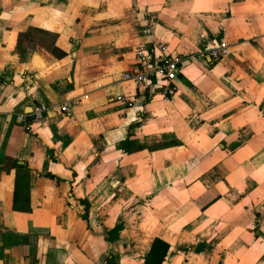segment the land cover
I'll return each mask as SVG.
<instances>
[{
  "label": "crops",
  "instance_id": "0c3cea01",
  "mask_svg": "<svg viewBox=\"0 0 264 264\" xmlns=\"http://www.w3.org/2000/svg\"><path fill=\"white\" fill-rule=\"evenodd\" d=\"M159 44L168 99L123 80ZM157 237L163 264H264V0H0V264H146Z\"/></svg>",
  "mask_w": 264,
  "mask_h": 264
},
{
  "label": "built area",
  "instance_id": "2783aa9c",
  "mask_svg": "<svg viewBox=\"0 0 264 264\" xmlns=\"http://www.w3.org/2000/svg\"><path fill=\"white\" fill-rule=\"evenodd\" d=\"M159 54L155 55L153 50L141 46L136 51L135 63L123 73V80L133 82L138 86H147L153 81L156 82L160 93L165 98H172L177 93L176 80L181 72V66L184 63L183 57L169 50L166 44L158 45ZM229 49L226 45L212 47L210 54L214 58L226 56ZM126 107L132 106L135 102L127 96L117 98ZM78 100L65 102L61 107L63 112H70L78 104ZM46 109L43 106H37L32 112V121H26V115L19 114L18 122L27 130H30L33 123L40 121L44 117Z\"/></svg>",
  "mask_w": 264,
  "mask_h": 264
},
{
  "label": "trees",
  "instance_id": "16d2710c",
  "mask_svg": "<svg viewBox=\"0 0 264 264\" xmlns=\"http://www.w3.org/2000/svg\"><path fill=\"white\" fill-rule=\"evenodd\" d=\"M88 208V205H87ZM170 251V244L157 237L152 243L151 250L144 256L146 264H163ZM116 255L109 258L107 264H120Z\"/></svg>",
  "mask_w": 264,
  "mask_h": 264
}]
</instances>
